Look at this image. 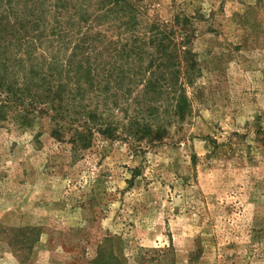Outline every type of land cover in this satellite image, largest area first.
<instances>
[{
	"label": "rangeland",
	"instance_id": "1",
	"mask_svg": "<svg viewBox=\"0 0 264 264\" xmlns=\"http://www.w3.org/2000/svg\"><path fill=\"white\" fill-rule=\"evenodd\" d=\"M89 1L69 0L67 19L59 0H0V264H264V0L141 1L149 18L195 24L184 116L172 95L148 103L130 72L153 49L132 41L123 62L116 37L93 42L119 30L82 15ZM115 67L129 72L116 83ZM80 79L78 103L100 119L87 147L53 138L51 111L25 126L37 85ZM161 118L162 143L135 135Z\"/></svg>",
	"mask_w": 264,
	"mask_h": 264
},
{
	"label": "trees",
	"instance_id": "2",
	"mask_svg": "<svg viewBox=\"0 0 264 264\" xmlns=\"http://www.w3.org/2000/svg\"><path fill=\"white\" fill-rule=\"evenodd\" d=\"M141 1L95 0L84 4L86 5V9L82 6L79 11L84 15L89 11L90 7H94V13H99L95 14L97 21L101 22L103 18L111 19L109 25L116 27L119 30L118 34L112 36L113 34L111 33L112 35L107 37L111 29L109 27L104 31L106 35L98 32L93 42L102 44L109 38L116 37L117 41L113 43L115 44L114 46H118L117 43L119 41L122 47L114 51V56H117L121 61H123V57L128 55L126 47L132 41L137 42L136 47L138 43L142 42V46L153 49L152 52H147V50L141 51V54L145 55L146 59L135 69H131L130 72H134V75L138 77L136 84L144 86L143 96L148 103L154 105L160 102L164 95L167 94L166 99L169 95H172L168 102L174 104L172 106L173 108L176 107V110L174 109L173 111L175 114L181 116L180 113L185 108H188L187 98L182 91L183 86H185L186 81L191 80L197 73H200V70L197 68L198 62L196 61L198 55L190 48L181 49L182 46H191L196 34L195 24L192 18L187 16L181 17L180 14L174 17L172 23H163L157 18H149L141 8ZM68 4L69 0H59L58 4L55 5L57 10H62V15L59 13L58 17L67 18L64 13L67 10ZM79 17L80 19H84L85 16ZM145 39H148V42ZM109 43L110 41H108ZM90 63L85 66L87 67L88 74L86 72L84 78L87 77V79L92 77V70L91 68L88 69V67H91ZM112 71L117 72V75L111 78V81L115 83L123 79V74L129 73L128 70L124 72L123 68L116 67ZM148 76H154L153 80L145 82ZM83 79L75 82L76 87L74 89L70 85H64L63 82H58L54 87L49 83L44 84V82H41L39 86L37 85L36 87H40V85L45 86L48 91L45 96L39 93L30 96L32 99L28 101L29 110L24 108V115H20L25 121V126H31L35 119L32 116L36 111L41 112V114L50 113L51 111V119H54L51 134L53 138L61 139L64 135L71 134L70 140L76 149L87 147L89 145V138L93 136L92 130L94 129L89 125H96L100 119L97 117L95 111H89L88 107L80 104L85 95L80 86V82ZM33 80L34 78H29L25 84H32ZM29 86L34 87L33 84ZM29 93L25 90V99ZM62 104H70L71 106L63 107L61 106ZM8 107L12 109L11 106ZM4 108V106H0V111H3ZM153 108L151 106L149 109ZM71 113L74 116L71 117ZM183 113L182 116H184ZM67 116L70 117L69 120L63 121ZM57 118L58 120H56ZM163 119L165 118H161V120L154 124H145L142 119L133 122L137 127L135 135L149 136L151 138L149 141L151 145L157 142L162 143L167 133V128L161 124ZM62 121L64 122L63 125H67L68 131L62 130L64 128ZM81 121H84L86 124L83 122L81 124ZM102 134L110 137L112 129L107 128L103 130ZM92 264H120V262L113 256L112 252L106 255H102L99 252Z\"/></svg>",
	"mask_w": 264,
	"mask_h": 264
}]
</instances>
